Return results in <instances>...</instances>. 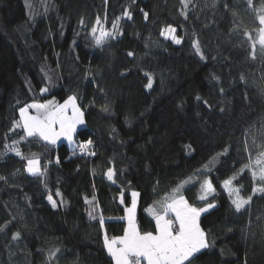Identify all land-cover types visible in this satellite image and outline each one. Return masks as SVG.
Returning <instances> with one entry per match:
<instances>
[{
  "label": "trees",
  "instance_id": "1",
  "mask_svg": "<svg viewBox=\"0 0 264 264\" xmlns=\"http://www.w3.org/2000/svg\"><path fill=\"white\" fill-rule=\"evenodd\" d=\"M252 4L0 0V264H112L104 236L123 235L131 192L139 193L138 229L154 232L147 210L178 186L191 205H215L199 220L209 247L191 264H264V193H253L264 182L251 175L264 153V0ZM117 18L115 38L95 44L97 20L111 32ZM167 25L181 44L160 35ZM69 96L84 120L73 145L20 139V107ZM89 139L88 152L77 150ZM14 140L23 157L37 155L42 177L24 171L26 159L6 147ZM233 176L240 196L251 197L240 211L222 187ZM204 179L215 191L202 201Z\"/></svg>",
  "mask_w": 264,
  "mask_h": 264
},
{
  "label": "snow or ice",
  "instance_id": "2",
  "mask_svg": "<svg viewBox=\"0 0 264 264\" xmlns=\"http://www.w3.org/2000/svg\"><path fill=\"white\" fill-rule=\"evenodd\" d=\"M181 3L187 8V0H181ZM248 6L254 7L252 0H247ZM184 15V13H181ZM125 17L131 18V11L127 8L123 10ZM145 18L148 14L144 13ZM258 21L261 28L258 32V43L260 49L264 51V6L259 9ZM117 21L113 22L111 32L102 31L99 36H95L96 29L94 28L93 34L95 43L101 45L106 38H115L118 31ZM99 24V19L97 20ZM161 36L165 39H170L172 43L179 45L182 40L176 35V28L172 25H167L161 32ZM247 35V33H246ZM251 39V37H249ZM253 42V49H255ZM193 47L196 49L201 59H204L201 53L198 42L193 41ZM129 56L133 53L129 52ZM253 58L255 54L253 53ZM147 75L148 83L145 85L147 88L152 87V77ZM216 79V77H213ZM47 89L42 88L41 92H46ZM199 99V98H198ZM34 110L35 114H30L29 110ZM71 109V115L68 110ZM107 110V109H105ZM19 121H13V129H23L24 136L20 137L24 140L28 137H38L40 140L48 144H56L57 140L64 137L68 141H72L73 133L78 124H83V113L77 106L76 97L69 96L62 104H58L55 100H48L43 104L29 103L19 108ZM58 129V130H57ZM93 141L91 139L79 144V150L82 153L88 152ZM18 141H12L11 146L6 145L11 152L16 156L26 159L24 171L30 175L43 176L44 170L40 167V161L36 154L29 157H23L20 149L18 148ZM94 155V153H92ZM264 153H261V159L256 163L259 165L258 170H252V178L259 179L264 182ZM250 167V166H249ZM107 179L115 183L114 171L109 169L106 173ZM236 177H230L222 181V187L234 196L232 204L237 211H240L246 204L249 203L251 197L245 199L240 196L239 189L233 187V180ZM201 196L200 200L204 201L207 197L215 191L213 183L209 179H204L200 185ZM264 193V186L253 187V193ZM56 195L59 196L60 192L57 190ZM139 193L136 191L131 192V206L124 208V217L127 221V226L124 228L123 235L109 239L105 234L104 247L109 256L112 257L114 264H191V260L195 258V254L201 252L202 249L209 247L206 238V233L201 228L199 220L202 213L207 212L215 205L208 203L206 207H195L191 205L183 195L179 194V186L173 190L170 197H166L164 201L159 203V206H150L147 210L155 222V229L153 231L141 232L136 224V208L137 197ZM48 202L52 208L57 207V202L53 199L52 195L47 196ZM88 201L86 200V203ZM122 204L125 203L124 194L121 193ZM89 216L95 219L94 209L89 212ZM104 219L100 218V226L103 229ZM19 233L13 234V239H17Z\"/></svg>",
  "mask_w": 264,
  "mask_h": 264
},
{
  "label": "rangeland",
  "instance_id": "3",
  "mask_svg": "<svg viewBox=\"0 0 264 264\" xmlns=\"http://www.w3.org/2000/svg\"><path fill=\"white\" fill-rule=\"evenodd\" d=\"M94 28L96 29V32H95V36H99L101 34L102 31H105L104 28H103V25L99 22V24H97V22L95 23V26ZM93 28V29H94ZM261 28V27H260ZM259 32V31H258ZM91 38L93 40V42H95V38H94V34H93V31L91 32ZM107 40V38L104 40V42ZM257 41H258V35H257ZM103 42V43H104ZM102 43V44H103ZM96 44V43H95ZM101 44V45H102ZM258 46L260 47L259 43L257 42ZM39 104H43V103H39ZM31 110V109H30ZM31 114H35L34 113V110H32ZM68 114L71 115V109L68 110ZM58 130V129H57ZM74 135V134H73ZM59 142H66L68 145H73V138H72V141H68L67 139H65L64 137H61L60 139L57 140L56 144L59 143ZM139 197V196H138ZM138 197H137V205H138ZM131 206V204H130ZM207 205H205L204 207H206ZM212 209V208H211ZM210 210V209H209ZM208 210V211H209ZM206 213V212H205ZM136 214V213H135ZM204 213H202L201 215H203ZM126 221V220H125ZM127 223V221H126Z\"/></svg>",
  "mask_w": 264,
  "mask_h": 264
},
{
  "label": "crops",
  "instance_id": "4",
  "mask_svg": "<svg viewBox=\"0 0 264 264\" xmlns=\"http://www.w3.org/2000/svg\"><path fill=\"white\" fill-rule=\"evenodd\" d=\"M29 111H30V114H31L32 110H29ZM83 126H84V123H83V124H78V125L76 126V130L79 129V128H81V127H83ZM76 130H75V131H76ZM74 133H75V132H74ZM74 133H73V134H74ZM126 226H127V223H126ZM109 239H112V238H109ZM202 250H203V249H202ZM111 258H112V257H111ZM112 264H114L113 260H112Z\"/></svg>",
  "mask_w": 264,
  "mask_h": 264
},
{
  "label": "built area",
  "instance_id": "5",
  "mask_svg": "<svg viewBox=\"0 0 264 264\" xmlns=\"http://www.w3.org/2000/svg\"><path fill=\"white\" fill-rule=\"evenodd\" d=\"M77 150H79V147L77 146Z\"/></svg>",
  "mask_w": 264,
  "mask_h": 264
}]
</instances>
